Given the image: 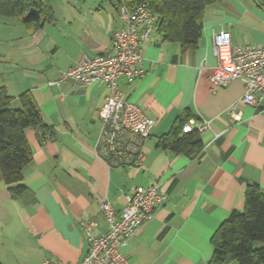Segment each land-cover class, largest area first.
Instances as JSON below:
<instances>
[{"label":"crops","instance_id":"crops-1","mask_svg":"<svg viewBox=\"0 0 264 264\" xmlns=\"http://www.w3.org/2000/svg\"><path fill=\"white\" fill-rule=\"evenodd\" d=\"M48 4V18L37 30L19 18L0 16V92L14 97L12 106L18 107L19 95L30 91L49 130L45 137L36 128L26 131L32 159L23 168L25 188L19 195L0 172L1 264L81 261L88 240L80 222L95 221V234L105 231L100 209L105 197L121 210L126 192L155 183L168 198L123 249L129 264H214L212 236L233 210L244 208L247 184L257 182L264 191V105L241 102L245 86L239 79L217 89L209 80L217 65L214 32H230L237 45L264 47V36L235 32L249 1L217 0L208 6L195 49L183 51L157 28L143 43L145 75L120 79L118 88L157 124L145 142L144 161L112 169L95 147L109 88L49 82L83 53L113 52L112 34L121 25L118 8L114 0ZM253 18L264 35V18ZM188 112L198 123L210 121L200 132L203 150L190 157L158 147L159 137Z\"/></svg>","mask_w":264,"mask_h":264},{"label":"built area","instance_id":"built-area-1","mask_svg":"<svg viewBox=\"0 0 264 264\" xmlns=\"http://www.w3.org/2000/svg\"><path fill=\"white\" fill-rule=\"evenodd\" d=\"M121 25L112 34V53L90 56L83 53L69 69L62 71L57 81L50 85L72 80L78 84L106 85L109 94L99 110L100 131L96 141V154L110 169L134 167L145 159L144 145L151 136L157 121L148 117L141 107L126 98L119 90L118 81H134L145 75L141 67L143 43L150 40L157 28L156 15L145 5L134 9L125 5L118 8ZM213 49L217 65L209 77L214 89L241 80L245 93L241 102L248 106L264 105V47L253 44L237 45L230 32L213 33ZM232 107V113L236 111ZM210 127V121L198 123L190 119L184 133ZM125 204L117 210L105 197L100 203L106 222L105 231L95 234V221L82 220L81 226L87 235L88 251L79 262L60 261L58 264H129L123 249L129 244L144 223L151 220L156 208L167 198L160 183L134 187L124 194ZM43 264H54L45 260Z\"/></svg>","mask_w":264,"mask_h":264},{"label":"trees","instance_id":"trees-1","mask_svg":"<svg viewBox=\"0 0 264 264\" xmlns=\"http://www.w3.org/2000/svg\"><path fill=\"white\" fill-rule=\"evenodd\" d=\"M117 8L134 9L145 4L157 17V30L166 40L179 42L183 51L195 49L203 33L204 13L217 0H114ZM264 8V0H259ZM30 8L40 16L27 18ZM48 0H0V16L16 17L27 26L39 29L48 18ZM14 97L0 92V172L4 183L19 195L25 188L23 168L32 159V149L26 131L36 128L45 137L49 130L40 108L30 91L19 95L20 106H12ZM194 117L180 116L171 130L159 137L158 147L190 157L199 154L204 143L195 129L184 133V125ZM214 264L232 260L238 264H264V191L257 182L247 184L244 208L233 210L212 236ZM1 264V262H0Z\"/></svg>","mask_w":264,"mask_h":264},{"label":"rangeland","instance_id":"rangeland-1","mask_svg":"<svg viewBox=\"0 0 264 264\" xmlns=\"http://www.w3.org/2000/svg\"><path fill=\"white\" fill-rule=\"evenodd\" d=\"M249 4L245 5V14L241 16V25L235 30L236 35H249L251 38H261L264 35L261 33V26L258 24V19L253 18V14L264 18V8L260 6L259 0H248ZM15 19V18H14ZM243 40V37H240Z\"/></svg>","mask_w":264,"mask_h":264},{"label":"water","instance_id":"water-1","mask_svg":"<svg viewBox=\"0 0 264 264\" xmlns=\"http://www.w3.org/2000/svg\"><path fill=\"white\" fill-rule=\"evenodd\" d=\"M39 16H40V12L39 10L35 8H30L26 15L27 18H34V17H39Z\"/></svg>","mask_w":264,"mask_h":264}]
</instances>
